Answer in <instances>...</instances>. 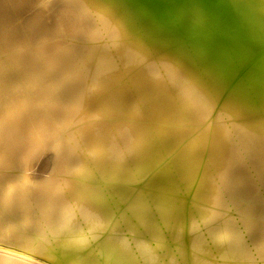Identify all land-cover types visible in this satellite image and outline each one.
I'll list each match as a JSON object with an SVG mask.
<instances>
[{"label":"bare ground","instance_id":"bare-ground-1","mask_svg":"<svg viewBox=\"0 0 264 264\" xmlns=\"http://www.w3.org/2000/svg\"><path fill=\"white\" fill-rule=\"evenodd\" d=\"M43 1L0 0V55L13 67L0 68V169L17 170L0 174V264L264 259V231L255 238L245 224L208 223L212 212L195 221L207 209L238 208L248 220L264 214L248 177H233L245 165L242 154L254 158L239 120L254 115L244 114V101L264 111V0H108L116 13L140 9L153 19H141L144 37L131 33L128 16L124 33L118 25L60 27L67 15L47 20ZM164 37L202 52L216 90L227 82L232 118L216 123L212 112L194 139L175 117L211 111L214 88L181 78L158 52ZM37 60L44 76L34 74ZM42 150V174H28ZM130 161L141 174L118 171ZM162 163L167 168L158 170ZM187 182L191 198L182 200ZM197 227L204 230L195 236Z\"/></svg>","mask_w":264,"mask_h":264},{"label":"rangeland","instance_id":"rangeland-1","mask_svg":"<svg viewBox=\"0 0 264 264\" xmlns=\"http://www.w3.org/2000/svg\"><path fill=\"white\" fill-rule=\"evenodd\" d=\"M68 1V2H67ZM42 7H45L44 15L47 20H55L57 12L60 11L64 13L63 15H67L65 19L67 20H59L57 24L60 25V27H63L67 23L75 22L77 24H82L85 27L89 23H92V27L101 25V26H109V25H118L121 32H129L125 29V26L128 25V17L130 18V27H131V33L135 34V36H143L144 37V30L141 28V19L144 18L145 22L148 24L153 21V19L146 15L144 16V12H142L140 9H132L131 11L127 13H116V11H113L109 7L108 0H52L53 5H49V0H44ZM49 5V6H48ZM83 9V11H81ZM31 14H37L36 11H32ZM126 16H128L126 18ZM109 31L108 28H106L103 31ZM4 31V30H3ZM0 31V36H2V32ZM165 38V37H164ZM105 40H99L97 43L102 44L105 43ZM179 44V43H178ZM176 44V42H173L169 38H165L163 44L158 46V52L159 54L166 55L169 62L176 65L181 78L185 79L188 76H194L202 86H211L213 85L214 88V99L215 104L213 106V109L211 111H205L201 112L197 119L191 120L188 118H183L178 116L175 117V121L182 124L186 137L188 135H192V139H194L202 130H206L209 128L210 120L209 116L213 112V115L215 116L214 122L219 123L221 119L232 118L230 115L231 113H234V106H228L226 105V99H225V91L227 90V82L223 81L221 84H219L217 87L218 90L215 89V82L212 83L213 80L210 79V75H212L210 72L208 74H204L206 70V65H208L209 61L204 59V56L202 52L198 53L196 51H189L187 49L179 47V45ZM6 55V54H4ZM8 55V54H7ZM3 56L0 55V68L8 70L7 72L12 73L13 67L7 64H4L3 62ZM50 64H55V59L50 58L49 59ZM203 65V66H202ZM212 71L216 73L217 67H211ZM34 74L44 76V70L40 67L39 61H34L33 65ZM56 70V65H54L50 69V75L54 74ZM33 73V71H32ZM156 75H159V72L156 73ZM212 84V85H211ZM33 85V82H30L28 87L31 88ZM88 89L90 91L91 95V101L96 102L98 100L97 93L92 89L91 86H88ZM130 90L132 91L133 88L131 87ZM243 100V99H241ZM244 105V114L253 113V117H244L239 118L243 130L245 133L246 142H248L252 148L254 158L252 161H248L249 156L247 154H242L240 156V160L245 163L243 170H241L239 173H235L233 176L235 180H242L243 178H246V181L250 187V194L254 198L255 204L258 203V205L261 204L263 206L264 210V111L260 107H257L252 101L245 100ZM105 102L101 105V110L105 107ZM226 114V115H225ZM243 114V113H242ZM239 117V115H238ZM227 118V119H228ZM116 119V117H115ZM234 120H237L235 117ZM234 120H231V122H235ZM263 120V121H261ZM194 121V122H193ZM156 125L161 126L162 123L156 122ZM57 144V141L54 140L51 147H54ZM48 151L42 150L37 155V158L35 160V163L31 170H28V174L30 175H36V174H42L41 167L42 162L47 158ZM76 154H80L79 151ZM164 155V154H163ZM162 154L159 155V157L156 155V158L158 160H161L165 158ZM246 156V157H245ZM133 159V157H132ZM131 159V160H132ZM167 159V158H166ZM169 159V158H168ZM15 165V164H13ZM11 166V170L8 168L1 170L0 174H4L7 172L16 173L17 170H14V166ZM126 168L129 170L134 169L133 173L137 170L135 169V164L133 162H129L127 165H123L122 167H119V172H123ZM167 168V163H162L159 165L158 170H164ZM142 172H136V174H141ZM135 174V173H134ZM250 175V176H249ZM190 181V180H189ZM193 187L192 182H187L184 192L179 191V195L177 197H180L187 200H190L191 196V189ZM250 201H246L245 204H247ZM253 202V203H254ZM238 208H236L237 210ZM234 211L230 208H220V209H207V211L204 212V215L199 217L198 219H195V221H203L204 218L209 214V212H212L211 214L212 218L208 221V223L215 224L217 221H224L226 222L225 227L229 230H233L236 228L239 224L248 226L251 230V237H259L262 236V233L264 231V214L259 215V217L248 220L247 217L244 215H239L238 210ZM2 226L0 225V228ZM225 228V229H226ZM4 230L7 229V226L3 228ZM168 229H165L168 233ZM199 230V231H198ZM204 228H198L193 231V233L203 232ZM164 231V232H165ZM161 233V236L164 235ZM170 232V231H169ZM174 231L171 230L170 233H173ZM166 234V233H165ZM160 236V235H159ZM160 236V238H161ZM174 236V233H173ZM196 236V234H195ZM194 236V237H195ZM162 239V238H161ZM197 240V239H196ZM194 240V243L195 241ZM201 240V237L200 239ZM203 240V239H202ZM180 241H184L183 237H180ZM264 259H260L256 262V264H263Z\"/></svg>","mask_w":264,"mask_h":264}]
</instances>
